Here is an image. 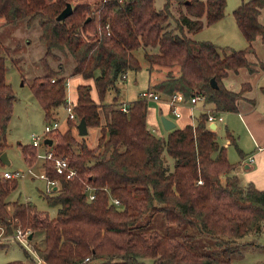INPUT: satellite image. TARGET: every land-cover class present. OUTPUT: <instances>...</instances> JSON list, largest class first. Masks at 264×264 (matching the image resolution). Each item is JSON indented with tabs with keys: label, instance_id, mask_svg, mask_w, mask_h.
Listing matches in <instances>:
<instances>
[{
	"label": "trees",
	"instance_id": "trees-1",
	"mask_svg": "<svg viewBox=\"0 0 264 264\" xmlns=\"http://www.w3.org/2000/svg\"><path fill=\"white\" fill-rule=\"evenodd\" d=\"M66 2L71 1L0 0V17L6 24L37 19L43 58L54 56L57 48L73 59L69 75L93 78L100 103L91 97L90 84L79 83L74 111L87 126H99L100 135L90 147L84 136L75 137L73 121L67 119V128L56 139L50 137L51 144L44 143L55 154L69 155L77 171L67 178L55 171L51 159L43 160L44 175L57 179V186L45 195L47 204L56 207L53 217L28 200L13 201L9 210L5 197L17 179L1 176L0 223L8 232L16 225L29 227L32 233L42 230L44 245L35 252L45 264H235L231 253L245 244L241 238L264 221V189L242 185L232 173L235 163L228 160L226 146L218 142L205 113L200 112L194 124L174 127L161 136L147 127L146 100L129 102L127 111L111 102L104 122L99 109L107 90L129 69L140 67L133 52L141 48L150 72L154 66L169 68L155 90L181 91L186 98L203 95L217 110L234 111L249 85L233 91L222 78L229 70L251 69L246 54L253 50L252 40L264 36V25L257 19L264 0H241L233 9L247 42L242 49L193 37L225 15L226 0H165L159 9L154 0H99L94 8L76 3L69 15L57 20ZM4 54L7 49L0 42V153L6 147L14 98L5 79ZM63 71L60 64L32 79L31 92L45 120L54 118L53 108L66 103ZM227 135L235 142L229 131ZM21 151L28 164L35 162L33 145H21ZM164 155L173 160L171 166ZM86 185L92 187L93 199L88 198ZM156 211L168 225L203 233L214 250H198L195 233L175 237L144 229L140 220ZM2 264L25 263L15 259Z\"/></svg>",
	"mask_w": 264,
	"mask_h": 264
},
{
	"label": "rangeland",
	"instance_id": "rangeland-1",
	"mask_svg": "<svg viewBox=\"0 0 264 264\" xmlns=\"http://www.w3.org/2000/svg\"><path fill=\"white\" fill-rule=\"evenodd\" d=\"M70 1L72 6L76 3H88L94 8L95 4L99 0ZM164 1L165 0H154V5L157 9L162 8ZM240 3L241 0H226L225 15L222 18V22H229V24L231 25L232 23L234 24L233 19L230 18L233 9ZM173 8L174 6H172V10ZM26 19L27 18L17 22L16 24H6L4 19L0 17V42L7 49V54H4L6 64L5 79L10 84L14 94L12 115L7 124L5 133L6 147L3 150L6 152L10 163L3 164L0 162V177L2 175V172L5 170H18L25 172L22 178H17L16 187L12 189L5 197V201H7L8 204L10 203L9 205H7L9 210H11V201L16 199L21 201L25 197H27V199L33 202L38 209L47 211L49 216L53 217L55 216L56 207L49 206L46 201V193L44 194L46 180L45 177H43L44 172H42L43 168L41 167L42 159H40L39 162L34 165L33 171L35 174H32L30 171H26L27 164L21 152V145L30 144V137L32 133H42L44 125L47 121L44 119L43 111L31 92L30 85L32 79L36 76L48 73L49 68L55 70L58 65L62 64L63 69L65 70L62 72V75H67V79L71 84V93H73V95L76 94L75 85L81 82L90 84V94L91 96H93V100H95L97 103H100V100L95 89L93 78L79 79L75 76L69 75L68 72L71 71V67L73 65V59L69 53H63L59 49L53 48L52 53H54V56L51 55L43 58L45 45L38 39L41 32L39 22L37 19H33L30 23H28L26 22ZM228 20H231L232 23H230V21ZM170 24L171 26H174V23L172 21L170 22ZM215 32L216 31L214 30L213 26L204 27L196 34L195 38L212 41L211 39L215 36ZM238 34L240 38H242V35L240 33ZM81 35L85 37L86 34ZM217 45L230 46L221 44ZM230 47L234 49L241 48L234 46ZM256 47L257 48H255V51H251V54L257 57L258 62L256 63V67L259 68L261 66H264V42L258 43ZM133 53L137 57L140 67L138 69H129L126 72L125 78L123 77L121 79H118L115 82V86L110 87L107 90L104 99L101 101V106L99 109L101 122H104V114L110 109L109 104L111 102H114L115 104H121L140 99L138 96L139 91L146 88L155 89V83L163 80L168 72V67L159 68L158 66H154V68L150 72L149 64L143 57V50L141 48H138L134 50ZM251 54L249 56H253ZM176 70L177 69L173 67L172 73H176ZM252 71H254V69H252ZM79 76L81 75L79 74ZM250 82L254 86L252 93L254 95L256 94L254 102L259 101V105H264V91L260 89V86L264 85V73H262L261 75L255 74V78L250 80ZM255 85L260 86L257 89V87L255 88ZM55 110L56 109L53 108L52 117L56 116ZM59 112H61V116L65 115V110H63L62 108L59 110ZM182 112L187 114V112H185L184 110ZM198 112L199 110L194 108L193 114L195 117H197ZM232 112L234 111L222 112L224 116V122L218 124V128L216 129V138L219 143L225 144L228 160L235 163V161L239 160L237 147H240V145L248 147L251 145V140L250 137H248L244 133L243 122L245 120L242 117H238V115H236L237 113ZM240 112H242V110H240ZM160 113L172 118L175 122L176 127H181L182 122L180 117L178 118L173 116L170 110L165 105H158L155 103L152 104V102H149L147 106L146 123L150 130L153 129V133L157 135L163 133L162 135H164L165 131L164 129H162V126L158 125L157 130L156 127L153 126V123L150 121V116L154 114L156 118L155 120L157 121V123H159L157 118L159 117ZM229 118L232 123L231 125L228 124ZM77 119V121L72 120L73 133L76 138H82V136L77 133L76 125L79 121V117ZM225 123H227V127L225 126ZM66 128L67 125L61 126L56 132L50 133L49 136L53 139H56L58 132H63ZM227 128L233 133L235 142L228 143ZM87 129L88 133L84 135V138L87 144L90 147H93L97 144V139L100 135V127L87 126ZM157 131H159L160 133ZM164 158L166 162L171 166L173 160L166 155H164ZM29 165L31 166L33 164ZM148 214L146 213L139 222L140 224H142L144 229H155L160 233L175 237H179L183 233H195L196 241L200 240V242H197V245H195L197 249L210 252L209 250L212 248V246L208 242L209 238L204 236L203 233L198 234V231L196 229L190 228L188 226L177 227L174 225H168L160 211H156L153 213L150 212V216ZM241 240L242 242H245V244H243V246L241 245L239 249L231 253L232 262L235 264H264V221H260L256 229L241 238ZM28 243L31 245V252L28 250V248L23 246V244L17 242H12L10 244L1 246L0 264L15 259L23 260L25 264H31L35 260V257H40V255L35 252V249L36 247H43L44 232L42 230H37L36 232L32 233V236ZM204 245L208 248H205ZM211 250H214V248Z\"/></svg>",
	"mask_w": 264,
	"mask_h": 264
},
{
	"label": "crops",
	"instance_id": "crops-1",
	"mask_svg": "<svg viewBox=\"0 0 264 264\" xmlns=\"http://www.w3.org/2000/svg\"><path fill=\"white\" fill-rule=\"evenodd\" d=\"M222 18L211 23V24L204 25L200 30H202L204 27L213 26L214 30L216 32H215V36L212 37V39H211L212 42L217 43V44H221V45H230V46H234V47H241L239 49H242V47L246 46L247 42H246L244 36L242 35L240 29L238 28L233 15H231L230 19H233L234 24L231 22V20H228V21H230V23H232V25L229 24V22H222L223 21ZM257 19L261 24L264 25V7L260 8ZM198 32L193 34V37H195ZM238 33H240L242 35V38H240ZM196 39H198V38H196ZM263 42H264V36L257 35L252 40V46H253L252 51H255V48H257L256 45L258 43H263ZM251 53L252 52H249L246 54L247 59L250 62L251 69H249L248 67H240L237 70H229L227 75L222 78V82L227 89H230L233 91H238L241 88V85L244 83L249 85L248 89H246L243 92L242 98H240L237 101L236 109L232 113H237L236 115H238V117H240V118L242 117L245 120L243 122V125H244L243 129H244V133L248 137H250L251 145L248 147L243 146V145H240V147H237L238 153H239V160L235 161V167L232 170V173L237 175V177L239 178V181L242 185H246L248 183H251L254 187H256L258 189H264V105H259V103H260L259 101L254 102V100L256 98L255 97L256 94L254 95L252 93L254 86L250 82V80L255 78V74L261 75L262 73H264V66H261L259 68L256 67V63L258 62L257 57ZM250 54L253 55L254 57L249 56ZM252 69H254V71H252ZM75 77H77L79 79L83 78L82 76H79V75H75ZM67 81H68V84H67V88H66V97L68 96L74 103H76L77 92L75 95H73V93H71V84H70L68 79H67ZM79 83H81V82H79ZM76 86H77V84L75 85V91H76ZM259 86L260 85H255V88L257 87V89H258ZM260 89L264 91V85H261ZM91 97H93V96H91ZM150 102H152V104L155 103L158 105H165L170 110L169 106L163 101H160V102L150 101ZM199 107H200V102H197L193 108H190L189 105H187V104H179L178 105L177 108L180 112V115L178 116V118L180 117V119H181V122H182L181 127L185 126L186 124H193V122H194V119H193L194 108L199 110V112H198V114H199L201 112ZM59 108L60 109L62 108L64 110L63 106L57 107L55 110V115H56L55 117H59V119L61 121L60 127L66 126L67 120L65 119V115L61 116V112H59V110H60ZM159 109H160V107H159ZM183 110L185 112H187V114L183 113L182 112ZM240 110H242V112H240ZM221 112H223V111H221ZM160 115H161V113H160ZM160 115H159V117H160ZM158 118H157V120L159 123H157V121L155 120L156 118H155L154 114H152V116H150V121L153 123V126H155L157 130H158V128H157L158 125H161L160 118L159 119ZM194 118H196V117L194 116ZM146 120H147V114H146ZM223 122H224V116H223L222 122H217L214 125L213 129L215 130V133H216V129L218 128V124L223 123ZM226 124L227 123H225V126L227 127ZM228 124L229 125L232 124L230 118L228 120ZM162 129H163V127H162ZM231 130H233V129H231ZM164 131H165L164 132V135H165L166 130H164ZM228 131H229V129L227 128V132ZM157 132H159V131H157ZM229 133H231V135L233 137V133L231 131H229ZM162 134H160V135L163 136ZM227 140H228V143L231 142L229 139V136H228ZM24 160H25V158H24ZM39 160L40 159H37L33 163V165H31V166L25 161L27 164L26 171H30L32 174H35L33 171V167L36 163L39 162ZM42 162H43V160H42ZM42 162H41V167L43 168ZM24 174H25V172H24ZM27 200H28L27 197H25L21 201L18 199L13 200V201L25 202ZM13 201H11V202H13ZM28 201H30V200H28Z\"/></svg>",
	"mask_w": 264,
	"mask_h": 264
},
{
	"label": "built area",
	"instance_id": "built-area-1",
	"mask_svg": "<svg viewBox=\"0 0 264 264\" xmlns=\"http://www.w3.org/2000/svg\"><path fill=\"white\" fill-rule=\"evenodd\" d=\"M108 26V25H107ZM122 77H126L124 74ZM53 80V79H52ZM68 81L66 82V85ZM138 96L142 100H146L148 102H165L169 108L171 113L178 117L180 112L178 110L179 104H187L190 108H193L197 102H200L199 109L201 112L205 113L206 122L209 125L210 123L216 124L217 122H222L223 114L221 111L217 110L215 107L207 104L204 100L203 95H192L189 97H185L181 91H174L170 94H162L161 92L156 91L155 89H142L138 92ZM75 103L67 96L66 103L64 104L65 110V119L75 120L77 121V116L74 111ZM122 111L128 110V103H121L119 105ZM194 118V116H193ZM195 121V118H194ZM60 119L54 117L53 119H49L46 121L44 125V129L40 134H31L30 144L33 145L36 149V158L37 159H51L53 162V166L55 171L58 174H62L67 178L76 176L77 171L74 167L70 165L69 158L64 154H55L52 150L45 148L44 139L50 138L49 134L56 132L60 128ZM194 124V122H193ZM2 177L7 179H17L22 178L24 176L23 171L13 170L8 171L5 170L2 172ZM46 180V185L44 188V194H50L53 189L57 186V179H51L44 175ZM201 182V180H198ZM88 193V198L93 199L94 193L92 192V187L90 185H86L85 189ZM115 204H119V200L116 198H111ZM30 236V237H29ZM32 236V231L29 227H23L21 225H16L12 227L11 231H7V226L0 223V244L7 245L12 242H17L23 244L28 250L31 252V245L28 243ZM39 257V256H38ZM35 260L31 264H45L44 260L39 258H34ZM88 257L85 258L87 260Z\"/></svg>",
	"mask_w": 264,
	"mask_h": 264
},
{
	"label": "water",
	"instance_id": "water-1",
	"mask_svg": "<svg viewBox=\"0 0 264 264\" xmlns=\"http://www.w3.org/2000/svg\"><path fill=\"white\" fill-rule=\"evenodd\" d=\"M71 12H72L71 3L70 2H66L65 6L62 8V10L56 15V19L57 20H62L67 15H69ZM210 82H211V85L213 87H217V83H216V80L214 78H211ZM159 118H160V123H161V125H162L164 130H169V129H172V128L175 127V122L170 117H168V116H166L164 114H161ZM214 125H215L214 123H210L209 127L211 129H213ZM76 129H77V133L79 135H81V136H84V135H86L88 133L87 124H86V121H85L84 117H81L79 119V121H78V123L76 125ZM44 142L45 143L47 142L48 144H51L52 139L47 137V138L44 139ZM0 162L3 163V164H9L10 163V160L7 157L5 151H2L0 153Z\"/></svg>",
	"mask_w": 264,
	"mask_h": 264
}]
</instances>
